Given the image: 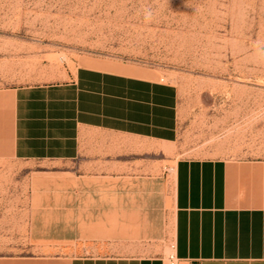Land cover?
I'll return each mask as SVG.
<instances>
[{
	"label": "rangeland",
	"instance_id": "1",
	"mask_svg": "<svg viewBox=\"0 0 264 264\" xmlns=\"http://www.w3.org/2000/svg\"><path fill=\"white\" fill-rule=\"evenodd\" d=\"M86 63L176 85L179 138L91 132L74 161L0 159V257L14 264L168 259L174 161L264 159V0H0V89Z\"/></svg>",
	"mask_w": 264,
	"mask_h": 264
},
{
	"label": "crops",
	"instance_id": "2",
	"mask_svg": "<svg viewBox=\"0 0 264 264\" xmlns=\"http://www.w3.org/2000/svg\"><path fill=\"white\" fill-rule=\"evenodd\" d=\"M86 64L60 82L0 89V159L74 161L91 132L165 148L178 140L176 85ZM171 171L168 259L102 253L64 264H264V159L182 157Z\"/></svg>",
	"mask_w": 264,
	"mask_h": 264
},
{
	"label": "bare ground",
	"instance_id": "3",
	"mask_svg": "<svg viewBox=\"0 0 264 264\" xmlns=\"http://www.w3.org/2000/svg\"><path fill=\"white\" fill-rule=\"evenodd\" d=\"M113 70L118 71V72H123V73H128V74H134V75H145L147 77H156V75L154 73H150V72H141L138 70H129L123 67H117L114 68Z\"/></svg>",
	"mask_w": 264,
	"mask_h": 264
},
{
	"label": "built area",
	"instance_id": "4",
	"mask_svg": "<svg viewBox=\"0 0 264 264\" xmlns=\"http://www.w3.org/2000/svg\"><path fill=\"white\" fill-rule=\"evenodd\" d=\"M171 260H173V258H170Z\"/></svg>",
	"mask_w": 264,
	"mask_h": 264
}]
</instances>
